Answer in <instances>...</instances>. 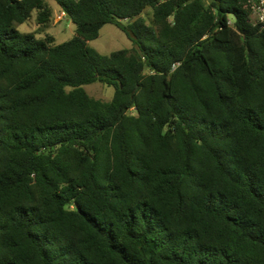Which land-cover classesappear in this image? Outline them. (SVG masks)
<instances>
[{"label":"trees","instance_id":"trees-1","mask_svg":"<svg viewBox=\"0 0 264 264\" xmlns=\"http://www.w3.org/2000/svg\"><path fill=\"white\" fill-rule=\"evenodd\" d=\"M49 1L75 26L60 44ZM247 1L0 0V264H264ZM107 24L134 47L89 48Z\"/></svg>","mask_w":264,"mask_h":264},{"label":"rangeland","instance_id":"rangeland-1","mask_svg":"<svg viewBox=\"0 0 264 264\" xmlns=\"http://www.w3.org/2000/svg\"><path fill=\"white\" fill-rule=\"evenodd\" d=\"M49 3L53 7L54 16L51 24L45 29V33L54 37L55 44L70 40L75 33L74 24L67 18L64 19L63 17H60L61 12L54 1H49ZM150 14L151 9L148 8L141 15L147 23ZM13 27L21 34L34 33L38 28L35 23V13H33L30 20L22 24L16 23ZM44 35V33H35V37L39 39L43 38ZM88 46L100 55H110L112 52L134 47L133 42L127 37V35L112 24L103 26L99 32V37L88 42ZM84 89L89 96L103 101L111 100L114 93L113 88L100 83L86 85L84 86Z\"/></svg>","mask_w":264,"mask_h":264},{"label":"built area","instance_id":"built-area-1","mask_svg":"<svg viewBox=\"0 0 264 264\" xmlns=\"http://www.w3.org/2000/svg\"><path fill=\"white\" fill-rule=\"evenodd\" d=\"M247 7L250 11L252 24L264 32V0H248ZM60 17L65 18V14L61 12Z\"/></svg>","mask_w":264,"mask_h":264},{"label":"water","instance_id":"water-1","mask_svg":"<svg viewBox=\"0 0 264 264\" xmlns=\"http://www.w3.org/2000/svg\"><path fill=\"white\" fill-rule=\"evenodd\" d=\"M67 19H69V17L67 16Z\"/></svg>","mask_w":264,"mask_h":264}]
</instances>
